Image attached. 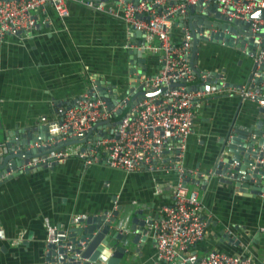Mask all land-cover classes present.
<instances>
[{
	"label": "crops",
	"instance_id": "1",
	"mask_svg": "<svg viewBox=\"0 0 264 264\" xmlns=\"http://www.w3.org/2000/svg\"><path fill=\"white\" fill-rule=\"evenodd\" d=\"M65 3L67 15H58L50 6L33 10L34 23L27 32L7 33L0 39L1 141L8 129L38 128L53 121L63 105L90 87L91 78L106 93L108 84L114 96L127 93L131 71L124 21L78 0ZM176 19L169 29L174 42L182 35L181 25L186 26L185 19L184 24ZM160 65V55L145 47L144 75L154 74ZM251 65L241 47L200 39L196 67L221 72L229 84L194 105L191 131L184 140L186 167L201 173L211 168L228 130L253 132L257 120L264 127V106L238 92L250 76ZM214 85L210 82V88ZM176 177L173 170L124 171L71 154L5 178L0 183V264L41 263L45 226L67 228L76 214L133 206L149 213L154 222L161 215L160 207L171 200L170 185ZM219 177L194 176L186 182L196 190L200 215L206 220L204 235L188 251L199 257L215 248L245 254L251 264H264V187L247 194L234 181ZM128 253L117 264H164L151 232L139 253L133 246Z\"/></svg>",
	"mask_w": 264,
	"mask_h": 264
},
{
	"label": "built area",
	"instance_id": "2",
	"mask_svg": "<svg viewBox=\"0 0 264 264\" xmlns=\"http://www.w3.org/2000/svg\"><path fill=\"white\" fill-rule=\"evenodd\" d=\"M65 1L0 0V39L7 33L27 32L34 23L31 15L33 10L50 6L58 15H67ZM78 1L120 17L127 28L142 29L145 47H151L160 55L161 65L151 75L131 72L130 82L133 84H130L131 89L123 96L108 97L106 92L100 94L95 78H91L90 87L63 105L57 117L47 123L50 136L34 144L60 143L68 137L86 132L94 122L109 121L121 112L117 121L113 124L100 123L92 128L83 141L66 144L63 149L53 150L44 156L30 158L26 165H48L51 161L74 154L87 163L102 161L124 171L173 170L177 177L170 185L171 200L160 207V217L147 224V234L151 232L155 240L158 257L164 264H251L245 254L209 248L203 255L195 257L188 251L204 235L206 220L200 215L201 205L196 190L189 188L186 182L194 176L200 179L204 175L214 174L213 169L218 165L214 164L204 173L183 165L184 140L191 131L194 105L207 94L219 92L222 86H227L223 84V74L217 71L210 82L216 84L219 79L220 86L205 87L208 71L198 67L193 70L190 67L191 34L186 26L181 25L182 35L177 42L171 39L169 29L172 19L197 0H115L111 1L112 5L105 0ZM211 1L215 2L219 13L249 20L247 30L259 42V36L255 33L264 28V16L249 17L248 14L255 7L264 10V0H201V4L206 5ZM245 47L246 43L241 50ZM254 48V52L249 53L253 65L250 76L238 92L241 98L252 99L257 105L264 106V40ZM183 81L195 82L196 86L189 88ZM139 84L144 91L162 88L130 102L131 90H135ZM70 145L71 148L67 147ZM262 159L260 157L255 160L262 162ZM81 215L76 214L72 219ZM66 232V228L47 224L44 240L57 243L61 237L66 236Z\"/></svg>",
	"mask_w": 264,
	"mask_h": 264
},
{
	"label": "water",
	"instance_id": "3",
	"mask_svg": "<svg viewBox=\"0 0 264 264\" xmlns=\"http://www.w3.org/2000/svg\"><path fill=\"white\" fill-rule=\"evenodd\" d=\"M248 16L263 17L264 10L255 7ZM184 19L191 34L189 65L193 70H197V50L200 39L239 48L246 43L247 47L252 49L256 44H262L264 40V28L255 33L259 36V42H257L254 35L247 30L249 20L232 18L219 13L213 1L203 5L201 0H197L187 5L185 10L177 15L176 20L179 24H184ZM212 27L215 29H211ZM127 31L126 56L129 70L144 74L146 45L144 31L130 27ZM133 36L138 39L134 40ZM216 72L208 70L207 80L204 82L205 87H210L209 82ZM95 82L99 93L103 94L104 88L102 89L97 84V80ZM183 83L189 88L196 86L195 82L183 81ZM130 84L132 85L133 82H129L128 90L131 89ZM223 84L229 83L224 82ZM214 86H220L219 79ZM111 87L113 86L108 84V97L114 95V89ZM161 88L144 91L139 84L135 90H131L130 102H135L143 95L153 94ZM120 114L121 112L115 114L109 121H96L86 132L68 137L57 144H34L35 141H43L50 136L47 123L39 125L38 128L35 125L24 126L22 129H8L4 140H0V183L3 179L14 176L22 170L25 172L32 169L34 166L26 165L28 159L44 156L56 149H63L66 144L83 141L94 126L103 122L113 124ZM259 122L260 120L255 122L253 132L245 128H234L231 134V130H228L220 142L218 151L220 157L217 156L214 161L218 167L213 169V173L219 174L221 181L227 183L234 181L236 188L247 194L262 190L264 187V127L259 126ZM260 157H263L262 162H257L255 159ZM52 162L54 161L50 163ZM20 165H24L23 168L17 169ZM150 222L149 213H143L141 208L121 205H117L111 211L105 208L95 213L83 214L75 220L71 218L65 237H61L57 243L45 242L39 264H117L120 258L129 254L128 250L132 246L134 251L139 253L141 242L145 240L149 231L147 224ZM227 236L223 234L224 238H228Z\"/></svg>",
	"mask_w": 264,
	"mask_h": 264
},
{
	"label": "flooded vegetation",
	"instance_id": "4",
	"mask_svg": "<svg viewBox=\"0 0 264 264\" xmlns=\"http://www.w3.org/2000/svg\"><path fill=\"white\" fill-rule=\"evenodd\" d=\"M254 50H255V48L252 49L251 47H245L243 49V52L245 53L246 56L250 57L249 53L254 52ZM250 59H251V57H250Z\"/></svg>",
	"mask_w": 264,
	"mask_h": 264
},
{
	"label": "rangeland",
	"instance_id": "5",
	"mask_svg": "<svg viewBox=\"0 0 264 264\" xmlns=\"http://www.w3.org/2000/svg\"><path fill=\"white\" fill-rule=\"evenodd\" d=\"M1 133V132H0ZM1 140V139H0Z\"/></svg>",
	"mask_w": 264,
	"mask_h": 264
}]
</instances>
